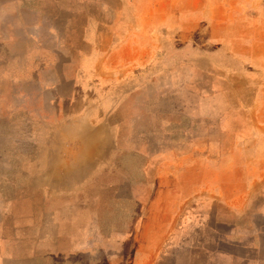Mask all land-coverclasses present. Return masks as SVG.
I'll return each instance as SVG.
<instances>
[{"label": "rangeland", "instance_id": "obj_1", "mask_svg": "<svg viewBox=\"0 0 264 264\" xmlns=\"http://www.w3.org/2000/svg\"><path fill=\"white\" fill-rule=\"evenodd\" d=\"M6 1L0 264H83L88 242L92 264H132L135 233L164 225L180 182L215 180L223 197L264 181V0H138L150 4L114 16L130 29L96 5L90 30L50 0H22L29 12L5 22Z\"/></svg>", "mask_w": 264, "mask_h": 264}, {"label": "crops", "instance_id": "obj_2", "mask_svg": "<svg viewBox=\"0 0 264 264\" xmlns=\"http://www.w3.org/2000/svg\"><path fill=\"white\" fill-rule=\"evenodd\" d=\"M50 1L57 12L72 14L74 18L80 14H86L88 23L83 27L88 30L100 27L96 24V21L100 22V19L95 20L94 17L96 5H99L100 12L104 15L114 14L113 18L108 15V22L113 23L112 28L130 29L134 27V23L129 16L127 20H124L123 16L121 20L114 16L120 13L122 7L126 13L130 14L138 11V5L150 4V2L138 0ZM116 2L117 6L114 5ZM6 3L8 4L3 6L6 9L5 16L1 18L5 22L8 17L14 19L15 13L29 12L22 0H7ZM21 27L24 30L35 29L33 24L30 25L27 22ZM38 27L36 25V28ZM4 42L7 44L6 41ZM29 58L44 59L40 54L25 57V59ZM182 184L184 183L179 184L181 195L172 199L174 207H166L163 212H159V218L164 220V225L157 227V224H152L147 229L142 231L140 229L135 233V254L132 264H162L160 260L158 261L160 251H163L166 264L169 258L174 256L173 253L177 252L206 253L208 264H264V181L255 188L254 194L252 193L253 181H251L249 184L245 183L243 191L236 195L231 189L226 188L223 191V197L215 180L211 182V187H205L204 182L198 180L196 186L188 190H185ZM254 198L261 199V206L252 207ZM247 202H249L248 205ZM148 211L151 218L157 213V208L151 206ZM254 219L258 222H254ZM163 241L164 249L161 248ZM91 250V243L88 242L79 247L74 254L79 256L78 260L83 264H92Z\"/></svg>", "mask_w": 264, "mask_h": 264}]
</instances>
